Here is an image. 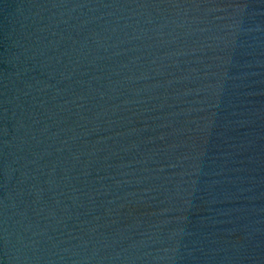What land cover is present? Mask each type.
<instances>
[{
    "label": "water",
    "instance_id": "95a60500",
    "mask_svg": "<svg viewBox=\"0 0 264 264\" xmlns=\"http://www.w3.org/2000/svg\"><path fill=\"white\" fill-rule=\"evenodd\" d=\"M0 264H264V0H0Z\"/></svg>",
    "mask_w": 264,
    "mask_h": 264
}]
</instances>
